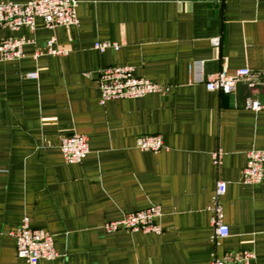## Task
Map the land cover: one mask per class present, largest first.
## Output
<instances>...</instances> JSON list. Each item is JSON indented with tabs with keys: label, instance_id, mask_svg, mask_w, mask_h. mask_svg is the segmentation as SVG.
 Masks as SVG:
<instances>
[{
	"label": "crops",
	"instance_id": "crops-1",
	"mask_svg": "<svg viewBox=\"0 0 264 264\" xmlns=\"http://www.w3.org/2000/svg\"><path fill=\"white\" fill-rule=\"evenodd\" d=\"M78 1L77 26L0 28V42L27 41L22 58L0 56V264H24L11 233L25 217L52 235L58 256L41 264H209L241 250L264 264V182H242L247 152L264 151V110L246 108L262 103L264 79L224 94L194 78L197 65L204 77L264 72V0ZM52 38L65 54L35 56ZM113 66L168 90L101 105L96 80ZM74 133L89 152L67 164L59 143ZM141 135H159L163 149L140 151ZM218 182L229 235L215 245ZM151 206L162 234L105 233L106 222Z\"/></svg>",
	"mask_w": 264,
	"mask_h": 264
},
{
	"label": "built area",
	"instance_id": "built-area-1",
	"mask_svg": "<svg viewBox=\"0 0 264 264\" xmlns=\"http://www.w3.org/2000/svg\"><path fill=\"white\" fill-rule=\"evenodd\" d=\"M78 0H28L17 4L12 2L0 3V28L14 32L21 27L30 31L36 29V20L42 21L47 29L56 27H72L78 25L77 7ZM27 41L21 37L8 36L0 42V56L3 60H17L23 57V47ZM214 46L219 45V39L212 41ZM117 45L110 43H95L94 49L103 52L105 49ZM62 55L65 50L56 46L55 40H48L42 50L35 56ZM28 78H36V73H28ZM194 78L203 83L207 91L232 94L236 85L243 82L250 90H254L257 80L264 79V72L253 73L248 68H241L233 74L225 71L212 73L204 77L201 66L194 69ZM97 86L100 91L101 105L108 101L123 99H140L150 94L163 93L167 87L148 79L136 77L130 67L113 66L99 72ZM246 108L252 111L264 110V81L263 101L249 99ZM136 147L143 152L157 153L163 149V141L159 135H141L136 138ZM59 150L67 164L80 163L89 152L88 139L83 134H71L62 137ZM219 152L213 153L215 163H218ZM243 183L245 185H257L264 182V151L251 150L246 154V163L243 168ZM226 185L218 182L212 197V205L209 210L212 213L211 225L213 233L211 242L215 245L229 235L228 227L223 223V210L219 204L220 197L225 193ZM162 213L159 207L151 206L140 211L124 214L116 221L106 222L103 225L105 233H116L120 229L129 232H143L160 235L163 232L158 223ZM15 241L16 255L24 261V264H41L51 262L57 256L53 245L52 235L42 229L30 227L28 218H23L18 227L11 233ZM254 253L250 250L228 251L221 257L213 256L209 264H251Z\"/></svg>",
	"mask_w": 264,
	"mask_h": 264
}]
</instances>
